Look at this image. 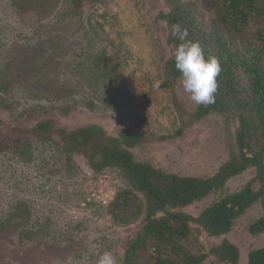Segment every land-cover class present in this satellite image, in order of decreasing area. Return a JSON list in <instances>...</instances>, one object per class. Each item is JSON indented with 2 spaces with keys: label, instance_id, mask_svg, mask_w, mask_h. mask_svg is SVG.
Returning <instances> with one entry per match:
<instances>
[{
  "label": "rangeland",
  "instance_id": "374dc122",
  "mask_svg": "<svg viewBox=\"0 0 264 264\" xmlns=\"http://www.w3.org/2000/svg\"><path fill=\"white\" fill-rule=\"evenodd\" d=\"M187 1L0 0V225L11 224L0 228V264H98L106 251L124 264L142 222L113 223L107 207L125 181L115 170L94 173L82 157L67 162L58 134L43 142L31 132L42 121L52 130L97 125L112 137L140 135L135 160L179 176L210 177L237 155L236 117L211 114L161 140L181 127L175 99L185 113L198 106L181 78L161 88L174 51L157 16ZM254 177L250 168L183 211L196 217ZM262 212L253 205L216 238L191 225L180 244L198 255L227 240L239 250L237 264H247L250 251L264 248V233L248 232Z\"/></svg>",
  "mask_w": 264,
  "mask_h": 264
},
{
  "label": "trees",
  "instance_id": "16d2710c",
  "mask_svg": "<svg viewBox=\"0 0 264 264\" xmlns=\"http://www.w3.org/2000/svg\"><path fill=\"white\" fill-rule=\"evenodd\" d=\"M208 12L213 18L205 20ZM157 20L166 23V43L173 51L179 42L170 36V25L180 23L188 29V38L200 44L205 58L215 57L221 66L215 103L198 105L195 111L185 113L175 99L181 127L161 140L181 136L211 114L227 119L236 117L237 155L210 177L179 176L151 163L137 162L131 150L146 140L126 130L117 137L108 136L97 125L66 132L52 130L47 120L36 124L31 132L43 142L51 140L53 132L58 134L67 162L74 156L82 157L94 173L115 170L125 181L127 187L107 207L108 216L117 226L127 227L142 219L125 248L124 264H206L208 258L214 259L208 264H237L239 250L227 240L207 254L198 255L180 241L189 236L191 225L209 237L227 235L234 221L255 204H260L263 212L249 224L248 232L253 236L264 233V0L177 2L168 13H160ZM163 75L164 89H171L181 78L174 58L166 61ZM250 168L255 177L240 191L214 202L196 217L183 211L221 191L230 179ZM9 223L10 220L0 228ZM247 264H264V248L250 251Z\"/></svg>",
  "mask_w": 264,
  "mask_h": 264
},
{
  "label": "clouds",
  "instance_id": "9594fccd",
  "mask_svg": "<svg viewBox=\"0 0 264 264\" xmlns=\"http://www.w3.org/2000/svg\"><path fill=\"white\" fill-rule=\"evenodd\" d=\"M170 36L179 43L174 47V65L180 72L183 89L196 105H211L216 101L217 77L221 72L215 57L205 58L200 44L188 38V29L180 23L170 25ZM98 264H116L110 252H104Z\"/></svg>",
  "mask_w": 264,
  "mask_h": 264
}]
</instances>
